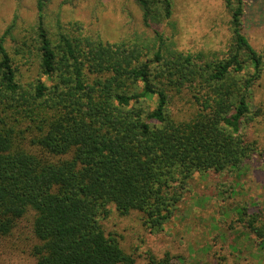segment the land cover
<instances>
[{
    "label": "trees",
    "instance_id": "obj_1",
    "mask_svg": "<svg viewBox=\"0 0 264 264\" xmlns=\"http://www.w3.org/2000/svg\"><path fill=\"white\" fill-rule=\"evenodd\" d=\"M132 1L150 33L110 42L76 21L51 32L48 0H35L31 42L14 48L24 56L27 46L35 76L6 48L12 26L0 35V238L31 212L36 264H133L103 228L111 207L141 213L157 232L195 174L241 173L264 160L248 133L264 125L263 106L251 102L264 47L244 32L246 1L224 0L222 55L175 47L162 30L172 0ZM177 102L188 110L174 111ZM248 217L264 247V223ZM150 263L172 264L168 253Z\"/></svg>",
    "mask_w": 264,
    "mask_h": 264
},
{
    "label": "rangeland",
    "instance_id": "obj_2",
    "mask_svg": "<svg viewBox=\"0 0 264 264\" xmlns=\"http://www.w3.org/2000/svg\"><path fill=\"white\" fill-rule=\"evenodd\" d=\"M173 13L163 23L182 51H203L222 55L230 41L229 11L224 0H172ZM244 32L252 45L264 47V0H245ZM35 0H0V35L11 27L6 48L16 64L32 76L35 69L25 54L14 51L15 43L31 42ZM47 22L51 32L56 22L70 27L78 22L83 34L99 35L115 42L134 33L150 31L142 23L141 10L132 0H48ZM252 107L264 109V75L253 89ZM188 105L177 102L174 111ZM249 135L264 146V125L253 123ZM258 166V167H257ZM257 167V169H256ZM244 208V209H243ZM256 213V223H264V160L248 163L241 173L195 174L170 220L157 232L146 228L141 213L120 215L114 207L102 219L106 233L116 235L133 264H151L150 257L165 253L172 264H264L262 240L246 221ZM31 212L17 223L11 234L0 238V264H36L30 249L36 238L32 233Z\"/></svg>",
    "mask_w": 264,
    "mask_h": 264
}]
</instances>
